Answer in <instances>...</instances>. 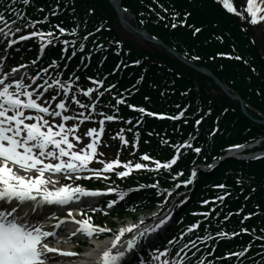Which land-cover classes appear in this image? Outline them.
I'll return each mask as SVG.
<instances>
[{
	"label": "trees",
	"instance_id": "16d2710c",
	"mask_svg": "<svg viewBox=\"0 0 264 264\" xmlns=\"http://www.w3.org/2000/svg\"><path fill=\"white\" fill-rule=\"evenodd\" d=\"M73 1L82 17L91 8L95 9L96 18L85 36L93 33L87 37V42L95 41L103 45L101 49L111 50L107 65H114L115 62L110 60L117 58L113 54L118 48H122L125 58L139 60L138 66L134 68L137 73L127 82L131 83L138 74L144 73L145 83L133 93L130 100L157 112L184 113L183 121L148 120V123H157L159 127L151 131L148 145L145 141L141 142L142 148L152 151L155 146H159L170 150V144L185 140L188 132L196 135L189 139L193 145L181 152V159L175 167L169 171L164 170L158 176L161 184L169 185V177L180 171L188 172V166L194 159L209 161L231 143H241L264 134V125L259 126L246 118L240 105L219 89L212 78L202 75L160 47L150 43L148 47H143L130 38L120 27L108 0ZM58 4L61 8L58 16H50L43 27L54 28L56 24L69 27L74 24L73 16L64 6L65 0H34L31 5L34 10L30 15L36 18V13L56 9ZM123 5L137 16L140 26L162 38L167 45L176 48L198 65L210 68L225 84L239 92L249 105L264 115V37L261 49L259 43L252 39L254 27L242 22L240 17L225 12L220 3L213 0H123ZM172 14L178 18H173ZM182 20L187 25H182ZM83 37L77 40L81 42ZM218 53L234 57L217 56ZM197 86L201 89H197ZM254 115L258 116L256 113ZM195 119L201 123L196 127ZM166 138H170L171 143H166ZM196 145L201 149L199 153L195 152ZM153 153L157 154L154 150ZM169 154L163 156L160 153V158L167 159ZM198 178L193 198L228 192L227 200L220 210L225 217H228L229 212L232 214L227 219L211 216L209 221L202 222L197 232L211 233L222 228L230 233L235 232L237 235L218 243L215 249L217 254L223 256L225 253H234L251 243L248 255L242 260L243 264H264V241L254 237L256 234L264 237V158L259 161L230 158L216 170L202 172ZM136 180H147V177H133L127 182L132 184ZM222 183L226 189L212 188V185ZM133 198H138V195H133ZM155 198L154 194L152 199ZM192 208V203L188 204L183 214L188 215ZM245 213L253 215L249 219H242ZM196 219L190 216L187 221ZM244 227L249 229L250 234L240 231ZM225 262L228 264L231 259Z\"/></svg>",
	"mask_w": 264,
	"mask_h": 264
},
{
	"label": "snow or ice",
	"instance_id": "6c2138e0",
	"mask_svg": "<svg viewBox=\"0 0 264 264\" xmlns=\"http://www.w3.org/2000/svg\"><path fill=\"white\" fill-rule=\"evenodd\" d=\"M223 6L232 13L238 14L242 19H250L252 24L264 21V0H246L245 11L248 16H244V11H238L231 0H222ZM24 4H28L29 0H23ZM91 11V10H90ZM56 13L53 12L52 15ZM187 15V14H186ZM45 16L43 21H47ZM43 21H33L32 24L41 23ZM184 23V21H180ZM16 21L6 19L5 15L0 13V38L5 39L9 46L15 45L17 40H27L30 37L37 38L39 42L40 52L56 42L58 37L53 35V32L58 30L60 34L70 32L76 34L79 25L67 29L56 24L53 29L45 31H31L26 35L8 39L14 36L13 28ZM28 27V25H25ZM101 27H103L101 25ZM173 27H176L173 24ZM19 28H15V32H19ZM99 31V29H96ZM199 31V29H196ZM93 33H87L84 40ZM64 51H67V46L71 43L75 45L76 41L64 40ZM119 43V42H116ZM99 45L97 47H102ZM79 47L83 49L84 43H80ZM72 55H76L75 49ZM69 59L71 57H68ZM33 65L36 61H31ZM139 63V61H134ZM58 61L52 62L46 68H41L32 75L24 72L22 75L18 73V68H25L26 65L21 64L11 68L8 72L0 70V264H46L52 257L49 253H59L61 256L68 257L77 255L74 252L50 247L46 242V238L57 235L54 231H46L42 222L37 220L33 222L30 219L31 213L38 207L45 205L65 206L72 201H79L83 196H98L101 195V190L87 189L80 184L60 183V177L72 179L73 175L77 179L81 173H89L91 176L100 178L104 172L114 170V166L124 164V171H119L116 174L120 177L128 175L133 168L145 169L148 164L135 163L131 161L122 162L118 157L110 161H101L103 168L90 167L94 159H99L97 156L98 144L100 137L104 132L105 121H113L120 119L115 115H108L96 112L97 101L103 96L104 92L109 91L114 85H108L103 91H98L99 86L104 84L103 79L88 77L92 80L96 88L88 87L87 89L76 84L79 77L70 76L67 81H62L59 77L61 72H57L56 77L51 78V83L48 80H43L41 84V73L48 74L50 68L58 67ZM68 67L67 64L64 65ZM73 85H76V92L84 93L88 96L89 102L82 103L77 95L73 92ZM94 91L96 95L91 99ZM71 93V94H70ZM59 97V99H57ZM54 102V103H53ZM73 102L75 106L73 107ZM126 103L124 97L117 98V104ZM115 107V105H113ZM128 107L136 109V105H128ZM91 108V112L87 110ZM71 109V114H67ZM79 109H84L80 111ZM139 112L147 113L151 116H163L164 113L149 112L143 107L138 108ZM87 113V114H86ZM95 114V115H94ZM180 115H183L181 113ZM96 116H102L99 119V128L91 127L86 129L82 134L77 135V129L81 127L84 121L96 119ZM176 119L175 116L171 117ZM72 121V123H67ZM137 123H140L137 120ZM199 121H197V124ZM123 129L117 133V136L122 137ZM86 137H91L90 141L85 143L83 147H79L76 142H81ZM122 143L127 144L128 141L122 138ZM188 145V141H184L183 145L174 146L177 154L180 147ZM231 148H239L241 145H230ZM201 149L195 148V152L199 153ZM102 155V153H101ZM144 160H151L147 154L143 155ZM177 156L174 155L170 160L161 165V161H155V167L161 166L168 168L176 162ZM195 176V170L192 173ZM87 178V177H85ZM107 179V177H104ZM184 183H187L184 182ZM219 187H224L219 185ZM108 193L117 192L115 188H107L104 190ZM125 193L120 192L119 198L123 199ZM217 199H222L218 197ZM117 203L116 199L110 200L108 207ZM207 204L208 201H202ZM92 211L97 209L93 207ZM69 216L64 217V220H75L79 225L77 232L83 233L87 237H92L96 234L111 231L98 225L91 223V217L76 220L75 216L71 215V208L68 209ZM253 215L249 213L248 216ZM228 217H225L227 219ZM247 219V216L245 217ZM63 221L58 220L56 227L58 228ZM142 223V221H141ZM165 220L161 219L156 227L164 224ZM199 221L191 224L187 231L191 232L198 228ZM133 229H137L136 233L128 238L122 248L117 249L121 238L125 233H132ZM154 229L146 228L143 232L138 229L137 224H128L119 228L110 245L104 248L97 256V264H122L126 253L131 252L136 246L137 241L145 232H151ZM241 231L248 232L245 228ZM76 235V233H72ZM183 235V233H181ZM216 235L224 237L229 233L221 231ZM235 236L237 233L233 232ZM200 241L209 240V235L198 237ZM264 239V237H262ZM175 240V238H173ZM172 240L169 241L171 245ZM191 244L195 247V241H189L180 249L171 255V249L166 247L162 251L156 249L154 264H185L188 259L187 254L181 256V252L188 248ZM251 248V243L239 252L227 253L228 256L242 257ZM199 251V249H197ZM193 257L196 253H192ZM196 264H212L211 261H205L204 257L196 260Z\"/></svg>",
	"mask_w": 264,
	"mask_h": 264
},
{
	"label": "bare ground",
	"instance_id": "6f19581e",
	"mask_svg": "<svg viewBox=\"0 0 264 264\" xmlns=\"http://www.w3.org/2000/svg\"><path fill=\"white\" fill-rule=\"evenodd\" d=\"M125 16V15H124ZM126 18H128L127 16H125ZM107 245V243L105 242L104 244H102L101 246H100V251H102V248H104V246H106ZM93 255V253H91V255H89L88 257H86L84 260L86 261H84L83 260V264H87L89 261L87 260V259H89V258H95V256H92ZM53 259H50V261H52ZM85 262V263H84ZM48 264V263H47Z\"/></svg>",
	"mask_w": 264,
	"mask_h": 264
},
{
	"label": "water",
	"instance_id": "95a60500",
	"mask_svg": "<svg viewBox=\"0 0 264 264\" xmlns=\"http://www.w3.org/2000/svg\"><path fill=\"white\" fill-rule=\"evenodd\" d=\"M119 1H120V0H115V1H114V5H116V7H119V6H120V5H119ZM169 50L173 51L171 48H170ZM209 75L213 76L211 73H209ZM216 81H217V83H219L220 85H222L221 82H220V80H219L218 78H216ZM222 87H223V89L226 90V88H225L224 86H222ZM236 98L239 99V96H236ZM245 111H246V110H245Z\"/></svg>",
	"mask_w": 264,
	"mask_h": 264
},
{
	"label": "rangeland",
	"instance_id": "374dc122",
	"mask_svg": "<svg viewBox=\"0 0 264 264\" xmlns=\"http://www.w3.org/2000/svg\"><path fill=\"white\" fill-rule=\"evenodd\" d=\"M127 224H130V222H128ZM67 264V263H66Z\"/></svg>",
	"mask_w": 264,
	"mask_h": 264
}]
</instances>
